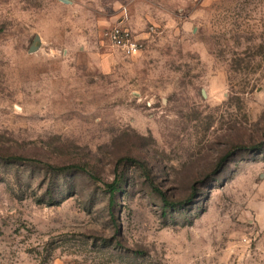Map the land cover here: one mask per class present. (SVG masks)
Here are the masks:
<instances>
[{
	"label": "rangeland",
	"instance_id": "1",
	"mask_svg": "<svg viewBox=\"0 0 264 264\" xmlns=\"http://www.w3.org/2000/svg\"><path fill=\"white\" fill-rule=\"evenodd\" d=\"M0 150V264H264V0H0Z\"/></svg>",
	"mask_w": 264,
	"mask_h": 264
},
{
	"label": "trees",
	"instance_id": "2",
	"mask_svg": "<svg viewBox=\"0 0 264 264\" xmlns=\"http://www.w3.org/2000/svg\"><path fill=\"white\" fill-rule=\"evenodd\" d=\"M127 160H129V159H127ZM130 161L135 162L139 166L140 169L143 168V165L140 162L135 161L133 159H130ZM30 163L41 164L46 171L50 172V177L52 178L50 181L51 185H52V181L54 180L55 176H57L59 174L62 175V174H66V173L86 171L85 166H83L81 164H77V163L64 164V165L63 164L49 163V162H45V161H42V160L37 159V158L25 156V154L17 153L15 151H10V150L2 151V150H0V164L1 165L17 166V165H24V164H30ZM53 176H54V178H53ZM92 177L93 176L91 175V178ZM122 179H123V176H122V174L119 173V174L115 175V177L113 178V180L110 183H105V185H106V187L110 193L111 200H112V197L115 194V192L117 190H119V186H120ZM1 181H2V179L0 177V182ZM149 186L151 187V189L154 192H156L159 195V197L161 198L166 210H168L167 208H173L175 206H181L182 205V203H180V202L176 203V202L170 201L166 197L165 193L158 189V187L155 185L153 180H149ZM70 195H72V194H70ZM70 195H64L59 200H55L53 198L52 188L49 186V188L45 192L44 196L37 197V198H35V200L38 203H45L47 205H55V204H58L59 202L63 201L65 198H67Z\"/></svg>",
	"mask_w": 264,
	"mask_h": 264
},
{
	"label": "built area",
	"instance_id": "3",
	"mask_svg": "<svg viewBox=\"0 0 264 264\" xmlns=\"http://www.w3.org/2000/svg\"><path fill=\"white\" fill-rule=\"evenodd\" d=\"M107 35L112 45L127 56L136 55L144 49L143 39L121 24L113 25Z\"/></svg>",
	"mask_w": 264,
	"mask_h": 264
},
{
	"label": "water",
	"instance_id": "4",
	"mask_svg": "<svg viewBox=\"0 0 264 264\" xmlns=\"http://www.w3.org/2000/svg\"><path fill=\"white\" fill-rule=\"evenodd\" d=\"M36 40H38V37H37V36L35 37V41H36ZM33 47H34V46H33ZM33 47H32V48H33Z\"/></svg>",
	"mask_w": 264,
	"mask_h": 264
}]
</instances>
